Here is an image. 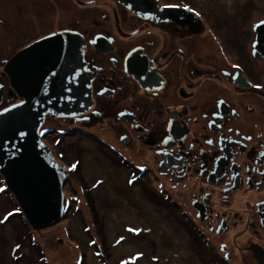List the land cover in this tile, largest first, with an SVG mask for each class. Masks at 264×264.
<instances>
[{
	"label": "flooded vegetation",
	"instance_id": "1",
	"mask_svg": "<svg viewBox=\"0 0 264 264\" xmlns=\"http://www.w3.org/2000/svg\"><path fill=\"white\" fill-rule=\"evenodd\" d=\"M57 1L56 5L73 14V19L69 22L61 19L53 33L69 32L79 38L83 52L80 67L91 78L92 107L84 112L83 121L92 124L95 118L104 120L110 116V120L137 131L154 118H158L157 129L163 120L162 114L169 113L170 132L175 138L179 135L190 138L194 132L198 133L196 143L191 145L193 153L178 150L173 147L176 142L168 139L167 146L172 149L157 150L158 155H167L185 165L189 185L194 178L202 186L215 188L213 193L201 190L203 194L194 195L192 200L197 198L202 204L211 205L209 209L205 207L210 231L219 239L231 237L240 245L242 255L252 254L256 259L245 264H264V108L261 107L264 106V58L252 55L257 58L253 60L249 55V51L256 49L263 51L264 57V43L258 46L261 33L251 31L258 22L248 19V12L242 10L243 4L238 1L229 4L232 0H155L157 6L152 4V10L150 5L148 18L127 9L118 0H105L110 4L109 10L102 11L94 5V0ZM166 4L175 7L165 8ZM5 7L7 4L2 5ZM28 10L40 9L32 5ZM155 11L159 13L156 17ZM99 13L101 21L95 18ZM91 15L92 21L85 30L79 25L78 17L85 19ZM207 38L209 42L205 41ZM209 49L214 52L219 71L212 75L198 68L201 63L212 66L213 54H207ZM197 76L199 82L195 83ZM218 76L222 79L221 91L213 95L208 84L214 79L211 77ZM162 101L168 103L164 113L156 105ZM98 107L112 108L113 114ZM152 108L154 117L149 118L147 110ZM190 112L195 116L186 118L184 123L189 128L183 129L182 117ZM123 133L119 138L129 137ZM129 133L138 149L144 145L150 148L149 155L154 151L148 141H143L145 136ZM159 133L155 131L154 144ZM168 137L163 135L161 140ZM201 138L207 148L199 149ZM153 151L152 157L156 155ZM211 158L214 161L205 163ZM168 164L162 162L167 173L172 171ZM172 174L175 176V172ZM248 189L259 190L261 197L249 193ZM254 197L250 205L255 209L248 203ZM195 236L201 242L197 233ZM255 239H261L258 246L253 242ZM255 250L263 255L256 257Z\"/></svg>",
	"mask_w": 264,
	"mask_h": 264
},
{
	"label": "rangeland",
	"instance_id": "2",
	"mask_svg": "<svg viewBox=\"0 0 264 264\" xmlns=\"http://www.w3.org/2000/svg\"><path fill=\"white\" fill-rule=\"evenodd\" d=\"M226 1L218 4H225ZM234 1L244 5L242 10L248 12V19L253 23L264 25L260 24L264 21V0H232L229 4ZM57 2V0H0V79L5 83L1 89L0 113L19 104L22 106L29 104L25 107L27 110L35 109L42 104L34 99L30 104L24 97L19 96L10 85L5 67L15 55L33 45L32 43L52 35L61 19L68 22L73 19V14L62 11L61 7L56 5ZM93 2L99 6V11L109 10L110 4L105 0ZM5 4L7 7L2 8ZM32 5L38 6L40 10L29 11ZM24 10L25 13L21 14ZM31 12L33 15L29 17L28 14ZM92 16H86L85 19L78 17L79 25L86 30ZM95 18L101 21V13L95 15ZM262 26L260 29L258 27V30L257 27L251 28V31L255 34L258 32L264 34ZM205 41L209 42L208 38ZM207 54L209 56L213 54L212 66L201 63L198 66L199 71L210 75L219 72L214 52L209 49ZM249 55L253 60L257 58L252 55L264 58L263 51L256 49L249 51ZM219 65L222 66L221 63ZM49 67L54 70L53 66ZM52 72L49 75H52ZM81 74L83 77L84 69L79 67L76 73L77 80L83 82ZM211 78L214 79L208 86L212 89L213 95L218 94L221 91L222 79L220 76ZM194 82H199L198 76ZM43 91L42 93H46ZM198 97L199 95L195 97L193 104ZM115 101L116 99L113 100ZM162 102H156V105L161 106L164 113L168 109V103ZM91 107L92 104L86 106L85 110H90ZM261 107L264 108L263 105ZM100 108L105 109L107 114L113 112L112 108ZM153 108L147 110L149 118L154 117ZM194 116L193 112L183 116L181 127L188 129L184 121L187 117ZM170 117L169 113L162 114L163 120L157 129L158 118H154L150 124H145L143 128L134 131L123 123H117V120H110L112 119L110 116L104 120L95 118L92 124L83 121L85 115L81 112L69 118L56 119L46 116L38 136L51 149L54 160L67 173V179L64 180L63 177L64 185L61 189L64 217L61 219L62 223L57 226L54 224L35 231L21 212L14 193L6 188L0 174V187L5 189L4 192H0V220L13 213L8 216L9 221L0 223V258L3 260H0V264H123V262L199 264L202 258L207 260V263L203 260L200 264H245L246 261L253 263L256 259L252 254L242 255L239 244L228 249L229 244L226 245L223 239L214 236V231H210V221L205 207L209 209L211 205L202 204L196 197L195 202L192 201L194 195L199 196L205 191L213 193L215 188L202 186L194 178H191L189 185L185 165H180L167 155H158L157 150L172 149L167 146L168 139L176 142L173 147L181 151L185 149V152L192 151L191 145H194L199 137L198 133L194 132L190 138L180 135L175 138L173 132H170L171 123L168 120ZM126 122L132 124L131 121ZM65 130L69 132L68 135L64 134ZM155 131L160 132L157 144H154ZM129 132L145 136L143 141L151 144L157 156H151L153 150L149 155L147 151L150 148L144 145L141 146V150L137 145H133ZM121 133H127L129 137L119 138ZM163 135L169 137L161 140ZM199 140L202 142L199 149L207 148L204 146V139ZM211 160L214 161L211 158L205 163ZM162 162L170 163L171 165H168L172 171L167 173ZM73 164L76 165L75 170H72ZM172 172H175V176ZM176 176L181 179L178 180ZM228 180L232 182L230 176ZM175 183L179 184L178 188L174 187ZM248 190L249 193H256L261 197L259 190ZM25 195L36 199L34 195L26 192ZM209 197L208 200L211 201ZM255 198L248 201L253 209L255 208L250 203ZM92 200H96L93 209ZM194 232L201 237L202 243L205 241V245L195 240ZM260 241L261 239H255L253 242L259 245ZM93 243H96L94 244L96 247H93ZM17 245H22L21 250L16 249ZM100 245L101 258L94 256ZM80 251L83 255L79 254ZM189 252L197 255L187 261L181 258ZM133 259H136L137 263Z\"/></svg>",
	"mask_w": 264,
	"mask_h": 264
},
{
	"label": "water",
	"instance_id": "3",
	"mask_svg": "<svg viewBox=\"0 0 264 264\" xmlns=\"http://www.w3.org/2000/svg\"><path fill=\"white\" fill-rule=\"evenodd\" d=\"M118 1L144 18H148L147 10L151 4L157 6L153 0H148L150 5L147 4L146 7L140 0ZM158 14L155 11V17ZM261 26H259V29ZM262 28L264 29V25ZM59 34H63V36H55ZM58 37H72L79 47L77 54H81L82 58L80 50L82 45L79 38L69 32H64L52 34L33 43L27 49L15 55L5 67V72L10 78V85L18 92L19 96L24 97L30 104L32 99L41 103L46 101L44 107L40 105L35 109L27 110L25 107L29 104L23 106L19 104L16 107L6 108L0 113V172L8 189L14 193L20 203L22 212L35 230H40L49 224V217L53 210L54 215L57 216L55 224L60 223L64 203L63 190L61 189H63L64 180L67 179L66 170L54 160L51 149L38 136L41 124L44 123L46 116L69 118V116H76L80 112L84 113L86 111L85 107L88 104L91 105L92 101L91 78L89 75L82 77L83 82L78 80L80 84L75 89L77 90V97L72 99L69 96L70 92L74 91L71 83L65 86L63 91H56L52 87L56 81L53 79L55 78L54 72L49 75L53 70L50 67L41 70L38 65L29 64L33 53L39 52L36 49L63 40ZM53 38L56 41H52ZM59 51L63 52L61 49ZM77 62L78 68H73L76 73L82 61L77 60ZM130 72L136 73V69L134 72ZM63 76H66V73ZM72 78L74 80V77ZM51 79L53 80L51 81ZM50 81L51 85H49ZM4 86L0 79V99L2 98L1 89ZM81 89L84 90L83 98ZM42 91L46 93H42ZM59 173H62V175ZM25 192L34 195L36 199L27 197ZM255 253L257 256L263 255L257 250H255Z\"/></svg>",
	"mask_w": 264,
	"mask_h": 264
},
{
	"label": "bare ground",
	"instance_id": "4",
	"mask_svg": "<svg viewBox=\"0 0 264 264\" xmlns=\"http://www.w3.org/2000/svg\"><path fill=\"white\" fill-rule=\"evenodd\" d=\"M140 1L143 2V5L145 7L147 4L150 5V2L148 0H146V1L140 0ZM151 6H152V10H154L152 4H151ZM81 8H84V7H81ZM55 36H63V34H59V35H55ZM262 36H263V34L261 33L260 38L258 40V46H261L264 43V41H262V40H264V38ZM55 38H57V37H55ZM55 38H53L52 41H56ZM58 38H62L63 40H61L60 42H58L56 44L48 45V46L36 49L39 52H37L36 54L33 55V59L30 61L29 64H36L41 68V70H44L45 68H47L49 66H53V68H54L53 72H54V76H55V78H53V79H55L56 81L54 82L52 87H54V89L56 91L61 92V91H63V89H65V86H67L71 83V86L73 87L74 91L70 92L69 96L72 99H75L77 97V90H75V89H77L80 82L77 80V75H76L75 69L73 70V68L78 67L77 60H81V61H83V60L81 58V54H77L79 47L74 42L72 37H66V38L65 37L64 38L58 37ZM263 48H264V45H263ZM59 49L63 50V52L55 54V51H59ZM134 64H136V66L139 64L137 59L134 62ZM64 73H66V76H63ZM146 74H147V72H146ZM251 74H254V73H251ZM65 77H67V78L65 80H63ZM72 77H74V80ZM81 78H82V74H81ZM53 79H51V81ZM51 81H50L49 85H51ZM47 90H49V89H47ZM68 90H69V88H68ZM81 93H82V98H83V95H84L83 89H81ZM58 94H60V93H58ZM45 103H46V101L41 104V107H44ZM85 105H87V103H85ZM53 118H55V117H53ZM56 119H59V118H56ZM67 133H68V131L65 130L64 134H67ZM79 133H81V132H78V134ZM81 134H83L85 136H91V135H88L86 133H81ZM174 187L178 188L179 184L175 183ZM243 193H244V191H243ZM248 199H250V197ZM56 217L57 216L54 215V210H53L52 214H50V217H49L50 222L44 228L55 224ZM61 223H62V221H60L59 224H61ZM41 229H43V228H41ZM247 237H250V234H248ZM223 239L226 240L225 242H228L229 248L231 247L230 243H232V245L234 247H236L238 245V243H236L229 236H228V238L223 237ZM255 255L257 257L256 253H255ZM14 256H16V255H14Z\"/></svg>",
	"mask_w": 264,
	"mask_h": 264
},
{
	"label": "trees",
	"instance_id": "5",
	"mask_svg": "<svg viewBox=\"0 0 264 264\" xmlns=\"http://www.w3.org/2000/svg\"><path fill=\"white\" fill-rule=\"evenodd\" d=\"M1 174V173H0ZM2 176V175H1ZM3 177V176H2ZM1 182H2V179H1ZM96 200H97V197L95 198ZM96 200H92V204H91V208L93 209L95 206H94V204H95V202H96ZM10 219H8L7 221H9ZM6 221V222H7ZM68 233V232H67ZM195 236V235H194ZM199 238H200V236H199ZM195 240L197 241L198 240V238H197V236H195ZM94 244H96V243H93V247H96V246H94ZM101 247H102V245H100V247H99V249L96 251V252H94L95 254H94V256H96V257H99V258H101ZM21 248H22V245H17L16 246V249H18V250H21ZM95 250H96V248H95ZM85 253V252H84ZM79 254H81V255H83L82 254V252L80 251L79 252ZM195 255H197L196 253H187V254H184V255H182V259L183 258H185V260L187 261L188 259H190V258H192L193 256H195ZM16 256H18V255H16ZM0 260H2V258H0ZM3 261V260H2ZM133 261H135V263H137V260L136 259H133ZM203 260L201 259L200 260V262H202ZM199 262V263H200ZM204 262V261H203ZM185 264V263H184Z\"/></svg>",
	"mask_w": 264,
	"mask_h": 264
},
{
	"label": "snow or ice",
	"instance_id": "6",
	"mask_svg": "<svg viewBox=\"0 0 264 264\" xmlns=\"http://www.w3.org/2000/svg\"><path fill=\"white\" fill-rule=\"evenodd\" d=\"M164 7H165V8H172V7H175V5H172V4H166ZM187 10H188L189 12L192 11L191 8H188ZM260 24H264V21H261ZM257 27H259V25H257ZM233 67L236 68V67H238V65H233ZM254 86H255V85H254ZM209 143H211V141H209ZM75 169H76V165L73 164V165H72V170H75ZM4 191H5V189L2 188V187H0V192H4ZM17 211H19V210H17ZM11 215H13V213H9V214H8V216H11ZM8 216L4 217V220H0V223H4L5 221H7ZM129 231H134V230H133V229H129ZM123 264H127V262H123Z\"/></svg>",
	"mask_w": 264,
	"mask_h": 264
},
{
	"label": "clouds",
	"instance_id": "7",
	"mask_svg": "<svg viewBox=\"0 0 264 264\" xmlns=\"http://www.w3.org/2000/svg\"><path fill=\"white\" fill-rule=\"evenodd\" d=\"M154 2H156L155 0H153ZM156 4H157V2H156ZM128 9V8H127ZM54 34V33H53ZM56 34V33H55ZM38 41H40V40H38ZM38 41H36V42H38ZM35 43V42H34ZM33 44V43H32ZM83 53V52H82ZM7 74V73H6ZM4 85H5V83H4ZM1 173V172H0ZM2 175V174H1ZM3 176V175H2ZM4 178V177H3ZM46 228H48V227H46ZM43 229H45V228H43ZM40 230H42V229H40Z\"/></svg>",
	"mask_w": 264,
	"mask_h": 264
}]
</instances>
